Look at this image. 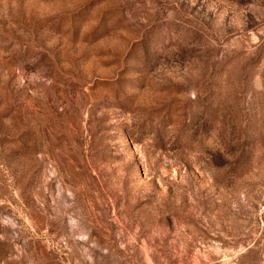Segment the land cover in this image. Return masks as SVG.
<instances>
[{
	"label": "rangeland",
	"instance_id": "1",
	"mask_svg": "<svg viewBox=\"0 0 264 264\" xmlns=\"http://www.w3.org/2000/svg\"><path fill=\"white\" fill-rule=\"evenodd\" d=\"M0 264H264V0H0Z\"/></svg>",
	"mask_w": 264,
	"mask_h": 264
}]
</instances>
